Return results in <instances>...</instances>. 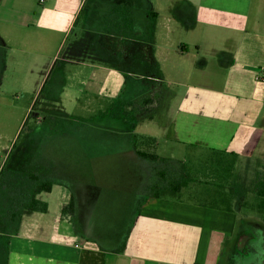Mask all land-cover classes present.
Here are the masks:
<instances>
[{
  "label": "crops",
  "instance_id": "0c3cea01",
  "mask_svg": "<svg viewBox=\"0 0 264 264\" xmlns=\"http://www.w3.org/2000/svg\"><path fill=\"white\" fill-rule=\"evenodd\" d=\"M96 1L108 9L123 6L128 26L120 33L105 27L106 14L99 17L92 31L94 56L101 62L92 65L83 92L110 99L115 109H99L100 117H83L73 129L81 136V124L105 115L104 133L99 130L91 145L78 146L79 154L85 153L78 156V178L58 166L60 179L50 192L37 195L48 211L26 210L17 231L0 230V264H220L237 231L238 211L182 201L175 194L154 196L149 186L159 180V164L137 154L134 135L156 138L158 154L173 168L189 161L193 150L237 159L264 155V0ZM88 2L0 0V87L7 68L30 63L32 74L42 72L36 104L44 87L50 89L30 133L36 151L47 153L55 135L69 142L71 130L49 125L50 100L60 95L67 77L62 66L52 84L47 76ZM147 97L154 104L146 116L132 117L140 110L124 114ZM93 103L101 106L98 98ZM148 121L160 127L139 132ZM24 148L23 153L34 151ZM45 162L55 167L52 160ZM34 167L42 172V164ZM73 196L76 212L65 216L63 207Z\"/></svg>",
  "mask_w": 264,
  "mask_h": 264
},
{
  "label": "rangeland",
  "instance_id": "374dc122",
  "mask_svg": "<svg viewBox=\"0 0 264 264\" xmlns=\"http://www.w3.org/2000/svg\"><path fill=\"white\" fill-rule=\"evenodd\" d=\"M93 1L89 0L87 3L88 8L85 9L81 21L73 34L65 40L59 51L55 68L47 76L49 84H52L60 66L65 71L67 85L63 90H60V95L56 93L57 97L54 96V99L50 100V103L54 105L50 108L51 111H54V117L49 125L56 131L71 130L68 133L69 142L64 135H55V139L50 138L52 141L47 145L49 146L47 153L35 150V147L30 143V133L36 126L37 116L41 113L44 103L47 102L49 85L44 87L36 104L34 98L37 93V81L41 78L42 72L32 74L30 63H24L22 67L16 68V71H13V68H7L4 73L3 84L0 87V149H10V153L0 152V166L2 165V169L0 168V214L5 218L9 231H17L19 210L29 202L30 196L37 186L32 184V181H39L46 176L48 168L54 170L52 175L54 179H60L58 166H60V170L62 167V170L70 173L71 176L74 175V178H78V168L76 167L78 166V156L85 155V153L79 154L78 146L82 143L85 146L91 145V140L95 139L93 136L99 130L104 133L103 128H106L103 126V123L106 125L105 115L100 119L92 118L94 122L80 125L81 128L78 132L82 135L78 136L73 129H77L79 124L83 123L81 119L93 117L94 114H98L100 117L99 109L103 113H107L111 108L113 111L115 109L113 107L116 104L111 103L110 99L103 98V96L98 97L90 92L86 94L83 89L92 73V65L101 62L99 60L101 58L94 56L97 55L95 52L97 47L93 40L92 29L98 25L99 17L106 14L105 27L108 29L111 27L121 33L125 26H128L124 17L126 9L123 6L117 7V4H114L115 8L112 9L103 8L97 1L94 2V5ZM85 27L89 30L86 31ZM185 36L184 41L187 42L188 36L184 34L183 38ZM74 46L78 47L75 53L72 52ZM53 48L55 50V45L49 50H53ZM28 56L31 55H22L23 58ZM110 60L109 57L106 58L107 62ZM48 61L49 59L46 58L45 62ZM97 98L101 100V106L93 103ZM89 102L92 104L88 105ZM125 110L130 111V116L132 113L138 115L135 110L142 112V106L134 108L127 106ZM132 117L139 120L143 116L140 114L138 117L133 115ZM150 127L154 129L160 125L157 122L148 121L141 124L138 131L147 132ZM56 138L60 140L59 144H55L56 141L57 143L59 141ZM30 146L34 149L33 152L30 154L21 152L24 147L30 150ZM66 148H70L69 153L65 152ZM259 153L248 154V158H238L237 162H233V156L231 157L227 153L200 149L187 153L189 161L184 164L180 163L174 168L170 163L164 166L158 165L159 168L171 170L169 172L172 175L181 178L190 177L195 181L179 195L182 201H194L212 207L218 205L216 207L218 209L232 205L238 211L240 216L237 231L226 243L220 264H264V217L256 207L259 202L257 193L260 187V178L264 177V155L261 156ZM43 158L52 160L51 163H54L55 167L47 162L41 163ZM36 163L39 166L43 165L42 172L33 169L36 168L34 167ZM37 173L38 175H36ZM245 251L246 253H244Z\"/></svg>",
  "mask_w": 264,
  "mask_h": 264
},
{
  "label": "trees",
  "instance_id": "16d2710c",
  "mask_svg": "<svg viewBox=\"0 0 264 264\" xmlns=\"http://www.w3.org/2000/svg\"><path fill=\"white\" fill-rule=\"evenodd\" d=\"M154 104V99L151 97L144 98V102L142 103V112L140 113L141 116H146L149 109L152 108ZM124 114L128 116L129 112L128 110L124 111ZM136 125V123H135ZM134 147L137 152V154L148 161L157 162L160 166H164L167 164L170 160L168 158H162L157 153V147H158V140L154 137L145 136L141 134L135 133L134 135ZM237 158L233 156V162L236 161ZM46 176L42 177V179H39V181H32V184L37 185L29 199V202L23 206L22 209L19 210L18 219L19 222L21 221L23 211L29 210V211H35V212H46L48 211V203L41 201L37 198V195L42 192H50L58 179H54L52 177L53 170L51 172V169L48 168L46 170ZM168 168L165 170L163 168H159L158 170V181H155V183L151 186H149V189L154 196H161L163 193L164 195L168 194H175L180 195L182 194L183 190L189 186V182L193 181L190 177L181 178L176 175H172L171 172H169ZM260 187L258 189L257 193V199H259V202L257 203L256 207L259 209L260 212H262V216L264 217V177L262 179L260 178ZM218 205L214 206L217 207ZM226 206V205H225ZM225 209L234 210L232 208V205L224 207ZM76 212V201L75 197L73 196L68 204H65L62 210L63 215L65 216H73ZM8 226H6V220L3 217V215L0 214V230L7 229ZM19 228V226H18ZM17 228V230H18Z\"/></svg>",
  "mask_w": 264,
  "mask_h": 264
},
{
  "label": "built area",
  "instance_id": "2783aa9c",
  "mask_svg": "<svg viewBox=\"0 0 264 264\" xmlns=\"http://www.w3.org/2000/svg\"><path fill=\"white\" fill-rule=\"evenodd\" d=\"M45 0H40L41 3H43Z\"/></svg>",
  "mask_w": 264,
  "mask_h": 264
},
{
  "label": "flooded vegetation",
  "instance_id": "af4514ba",
  "mask_svg": "<svg viewBox=\"0 0 264 264\" xmlns=\"http://www.w3.org/2000/svg\"><path fill=\"white\" fill-rule=\"evenodd\" d=\"M244 253H246V251Z\"/></svg>",
  "mask_w": 264,
  "mask_h": 264
}]
</instances>
